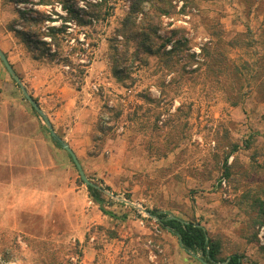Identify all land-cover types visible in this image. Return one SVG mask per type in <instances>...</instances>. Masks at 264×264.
Segmentation results:
<instances>
[{"label": "rangeland", "instance_id": "374dc122", "mask_svg": "<svg viewBox=\"0 0 264 264\" xmlns=\"http://www.w3.org/2000/svg\"><path fill=\"white\" fill-rule=\"evenodd\" d=\"M9 1L16 11L37 0ZM131 1H116L108 22L95 30L74 21L68 25L80 41L86 39L87 50H76L72 58L81 59L73 60H90L79 97L90 112L91 131L81 152L83 166L78 161L89 181L134 206L103 192L110 200L108 209L126 219L102 214L66 152L55 145L66 156L72 200L68 191L67 208L61 200L56 205L51 200L50 214L18 216L15 223L12 216L0 215V264H202L139 208L195 217L222 241L224 254L237 250L245 256L243 264H264V251L258 248L264 246V231L251 222L256 214L252 199L264 197V85L232 107L230 100L237 98L233 88L239 85L232 83L229 68L220 76L199 71L179 77L161 73L155 58L147 65L136 61L131 44L125 47L121 37L118 42L112 39ZM192 1L195 5L188 4L186 14L180 11L182 1H172L173 14L161 18L160 38L184 37L190 41L189 52L198 53L207 40L203 29L219 25L226 38L248 29L257 41L255 50L221 51L230 59V69L248 62L264 72V0L251 6L246 0ZM59 2L54 1L55 10L65 15ZM40 10L49 13L50 7ZM140 18L138 14L137 23ZM114 57L129 73L124 86L112 77ZM36 60L56 67L63 81L76 89L65 76L72 71L69 66L49 57ZM145 95L155 102L144 101ZM245 140L251 142L248 149ZM234 142L241 147L229 157L231 175L226 178L221 160ZM254 229L257 243L248 241Z\"/></svg>", "mask_w": 264, "mask_h": 264}, {"label": "trees", "instance_id": "16d2710c", "mask_svg": "<svg viewBox=\"0 0 264 264\" xmlns=\"http://www.w3.org/2000/svg\"><path fill=\"white\" fill-rule=\"evenodd\" d=\"M18 1L23 3L27 0ZM54 1L37 0L30 3V8L17 9L18 18L12 21L13 26L10 29L19 37L27 50L31 51L33 58L49 57L50 59H55L57 64L62 63L65 66H69L72 71L65 72V76L78 90L86 76L90 60H88L87 64L75 62L81 59L77 56L76 50H87L84 47L86 39L80 41L74 30H69L70 26L68 23L74 21L78 26L89 25L95 30L101 24L108 22V19L113 15L116 1L118 0H60V8L64 11L65 15L55 10ZM172 1L132 0L128 12L120 20L119 24L115 26L112 39L118 42L117 37H121L125 47L131 44L133 46V58L136 61L143 62L144 65L148 64L149 58H155L161 73L164 71L168 75L178 73L179 77H181L183 73L204 71L205 74L210 72L211 74L220 76L227 74L229 68L230 75L235 77L232 83L237 84V86L239 85L237 88H233L236 90L237 98L230 100V106L232 107L236 106L248 91H252L254 88L261 89L264 85V72L260 68H252L250 63L245 62L241 67L233 65L232 69H230L229 62L231 61L227 58V54L221 51L233 49L255 50L254 46L257 41L250 36V30L236 32L233 36L226 38L223 35V30L217 28L220 26L217 25L215 27L216 25L214 24V26L208 27L206 30L203 29L206 32L207 40L199 48L200 51L198 53L189 52L190 41L184 37L175 40L170 37L165 39L160 38L158 32L160 30L161 18L173 14L174 6L172 5ZM178 1L183 2L180 8L183 14L187 13H185L184 9L188 4L190 6L195 5L192 0ZM257 1L262 0H246V3L251 6L253 2ZM144 6H146L145 11ZM40 7H50L49 13L47 10H40ZM138 14H141V18L137 23L136 16ZM52 15L56 17H52ZM56 22L58 24H54ZM15 25L21 26L22 30H16L14 28ZM84 37H86V34H84ZM156 39H161V42L159 44L156 43ZM168 44H170V48L166 49ZM75 52L77 55L75 58H72ZM140 54L145 55L143 60ZM120 63V59L113 58L111 74L115 82L122 85L130 76L125 69L120 67ZM187 66H190V69H187ZM193 66L195 67L191 68ZM163 81L162 84L164 83ZM143 97L144 101L155 102V99L150 96L145 95ZM23 100L25 99L23 98ZM31 110L38 115L34 109L31 108ZM119 115L120 112L116 114V117ZM42 126L47 131L44 122ZM51 141L58 148H61L60 144L52 137ZM243 146L248 149L251 146L250 140L243 141ZM240 147L239 143H230L228 151L221 160L223 176L226 178H229L231 175V165L228 163L229 157L236 153ZM67 156L72 165H74L71 157L68 154ZM100 188V186H86L89 197L97 205L99 211L114 219L120 217V219H126L125 215L118 217L114 211L108 209L107 204H109L108 201L110 200L101 191L102 188ZM263 204L264 197L252 199L251 206L256 208V214L251 220L254 227L264 225L262 215ZM147 211L157 218V225L161 230L176 237L180 249L184 252L195 255L199 253L201 255L200 259L207 264H243L245 256L242 253L236 250L230 254H224L222 241L210 235L207 229L195 217L186 218L161 209ZM256 233L254 229L248 239L249 242L257 243ZM258 248L264 251V246L259 245ZM227 258L229 259L227 260ZM249 263L257 264L255 261H250Z\"/></svg>", "mask_w": 264, "mask_h": 264}, {"label": "crops", "instance_id": "0c3cea01", "mask_svg": "<svg viewBox=\"0 0 264 264\" xmlns=\"http://www.w3.org/2000/svg\"><path fill=\"white\" fill-rule=\"evenodd\" d=\"M16 17L12 3L0 0V49L83 166L81 152L89 143L91 115L80 100L81 91L63 81L56 67L34 59L15 38L10 28ZM22 97L0 61V215L12 216L13 223L18 216L50 214L51 200L55 205L61 200L67 208V192L70 200L74 192L65 153L59 152L42 118ZM198 254L193 256L197 260Z\"/></svg>", "mask_w": 264, "mask_h": 264}, {"label": "water", "instance_id": "95a60500", "mask_svg": "<svg viewBox=\"0 0 264 264\" xmlns=\"http://www.w3.org/2000/svg\"><path fill=\"white\" fill-rule=\"evenodd\" d=\"M0 61L2 63V65L4 66L6 72L9 74V76L12 78V80L15 82V84L19 87L22 96L24 97V99L28 102V104L32 107V109H34L39 116L42 118L45 128L48 130L50 137H52L54 140H56L61 148L71 157V160L78 172L79 178L81 179V181L86 185V186H92V187H98L97 185H95L94 183H92L91 181H89V179L86 177L82 166L80 164V162L78 161L75 153L73 152V150L70 148V146L68 145V143L61 139L54 131L51 122L49 121L46 113L40 109V107L38 106L37 102L31 97V95L29 94L28 90L26 89L25 84L22 82V80L20 79V77L16 74V72L13 70L12 66L9 64L5 54L3 53V51L0 49ZM101 189V188H100ZM102 192H104L105 194H107L108 196H110L111 198H115L120 202H124L126 204H129L131 206H134V204L132 202H130L128 199H124L118 196H114L111 192L109 191H105L103 189H101ZM139 208V207H138ZM140 212L146 214L147 216H149L150 218L153 219H157L155 216L151 215L149 211L144 210L142 208H139ZM191 254V253H190ZM192 256H197L195 254H191ZM201 256V255H200ZM198 257L199 259L201 257ZM229 258H227L228 260ZM201 260V259H200ZM202 264H207L204 261H200ZM226 263V261H225Z\"/></svg>", "mask_w": 264, "mask_h": 264}, {"label": "built area", "instance_id": "2783aa9c", "mask_svg": "<svg viewBox=\"0 0 264 264\" xmlns=\"http://www.w3.org/2000/svg\"><path fill=\"white\" fill-rule=\"evenodd\" d=\"M263 211H264V208H263ZM261 231H264V225L261 227Z\"/></svg>", "mask_w": 264, "mask_h": 264}]
</instances>
